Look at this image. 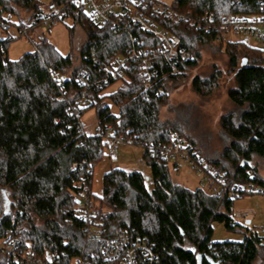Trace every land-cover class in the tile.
I'll return each mask as SVG.
<instances>
[{"label": "trees", "instance_id": "16d2710c", "mask_svg": "<svg viewBox=\"0 0 264 264\" xmlns=\"http://www.w3.org/2000/svg\"><path fill=\"white\" fill-rule=\"evenodd\" d=\"M65 2L54 0L52 4L59 7ZM173 7L194 18L213 15L215 22L208 32L205 27L198 30L189 22L174 23L150 12L161 29L195 60L181 67L184 80H179L161 57L150 54L157 77L149 90L139 61L130 62L124 78L108 83L103 82L102 68L119 56H128L136 45L134 40L144 42L151 53L159 48V39L136 27L127 32L108 26L98 29L87 22L82 9L66 10L68 20L74 23L68 26L71 45L76 27L85 32L77 63L72 54L62 56L45 36L36 44L37 50L17 62L7 57L14 40L0 41V239L11 234L38 255L47 251L57 254L60 264H71L77 258L90 264H109L103 259L101 244L87 241L83 224L74 216L77 194L88 188L106 234L124 231L132 240L148 238L160 264H264V238L258 233L248 230L240 243L211 240L214 223L230 230L238 226L233 217L236 200L175 185L169 164L161 158L172 137L179 135L218 174L240 184L264 187L260 172L264 167V52L240 42L216 43L219 29L230 19L264 16V0H175ZM43 9V0H0V17L16 16L19 27ZM205 51L225 55L235 79V87L228 91L234 110L220 122L227 145L218 154L204 153L187 134V117L166 122L160 118L161 110L171 106V93L187 82ZM82 71L90 74V89L77 84ZM54 75L65 84L55 81ZM221 76V71L214 70L206 78L197 77L192 89L207 99L219 88ZM118 82L121 86L106 94ZM81 99L90 105L72 113ZM109 103L117 108V114ZM90 110L96 111L101 135L85 132L82 119ZM171 111L178 114L177 109ZM108 125L115 130L111 138L123 135L127 144L144 150L152 190L142 174L112 170L104 176L103 197H94V169L108 149ZM4 189L11 192L9 211L4 208ZM0 264L14 263L0 257Z\"/></svg>", "mask_w": 264, "mask_h": 264}, {"label": "built area", "instance_id": "2783aa9c", "mask_svg": "<svg viewBox=\"0 0 264 264\" xmlns=\"http://www.w3.org/2000/svg\"><path fill=\"white\" fill-rule=\"evenodd\" d=\"M54 0H43L45 9L37 13L23 27H19L20 20L16 16L6 14L0 17V29L8 32L11 28H16L22 38H31V35L37 34L40 29L54 30L64 21L68 20L66 16L67 8L82 9L87 18V22L98 29L111 27L116 31H126L130 27H136L139 30L157 37L160 46L157 51L149 53L145 50L144 42L134 40L136 45L128 56H119L109 64L103 66L105 77L104 83L125 77L131 61H139L141 64V75L145 79L146 90L151 89L152 82L157 77V69L151 58L161 57L170 69V73L184 80L181 67L195 60L194 55L185 48L180 47L170 33L153 20L151 13L163 16L174 23L189 22L191 26L198 30L206 28L210 32L215 22L213 15H206L194 18L192 14H181L177 12L172 0L171 3L161 2L159 0H66L59 7L54 6ZM15 18V19H14ZM15 20V21H14ZM17 20V21H16ZM207 25V26H205ZM264 28V16L238 17L229 20V23L221 27L220 35L216 38V43H237L229 38L244 34L251 35L264 46V35L257 27ZM43 36V35H42ZM15 38L9 36L0 41H10ZM35 50L37 47L35 45ZM7 61H4V65ZM54 80L64 85L65 82L54 75ZM77 84L80 87L90 89V74L82 71L77 75ZM164 93L160 90L159 95ZM90 103L86 99L75 102L73 111L79 113L80 109L86 108ZM114 127H106V138L108 140V149L110 153H115L118 149L127 144L125 136L120 135L111 138L114 135ZM101 135V131L96 132ZM162 159L167 161L175 171L181 170V164L188 165L198 176L202 177V183L206 184V190L216 196L225 195L232 200H237L241 196L264 194L261 187L253 183L240 184L233 178L218 174L216 170L207 165L193 151L188 141L179 135H174L168 146L162 151ZM254 176V171L249 172ZM74 216L83 224V232L89 242L101 244V252L105 262L109 264H160L154 247L148 238H138L132 240L128 233L119 231L114 235H107L106 229L98 219V207L93 198L89 196V189L85 188L77 194V206L74 210ZM0 257H6L14 264H60L59 256L53 252H45L41 255L36 254L29 246H24L22 242L9 234L6 238L0 239ZM71 264H90L83 259L77 258Z\"/></svg>", "mask_w": 264, "mask_h": 264}, {"label": "rangeland", "instance_id": "374dc122", "mask_svg": "<svg viewBox=\"0 0 264 264\" xmlns=\"http://www.w3.org/2000/svg\"><path fill=\"white\" fill-rule=\"evenodd\" d=\"M165 3H171L172 0H159ZM24 21L28 20L26 14L22 15ZM15 19V18H14ZM15 21V20H14ZM17 21V20H16ZM71 20H66L54 30L40 29L37 34L31 35V38H21L16 28H11L8 32L0 29V39L9 36L15 38L8 49V59L11 62L19 61L24 55L35 51V45L40 38L45 36L59 51L66 57L73 55L74 62H78V53L85 43V32L81 27H76L74 44L71 45L69 27H73ZM264 35V28L257 27ZM246 44L248 47L255 48L264 52V46L251 35L240 34L229 38ZM214 70L222 73L220 86L215 93L207 98H200L192 89V82L195 78H206L212 74ZM121 86V82L110 87L106 94H111ZM235 87V79L231 73L228 58L223 54H215L205 51L202 61L198 67L190 73L189 79L179 88L175 89L170 95V107L163 108L160 118L163 122L175 121L187 117V134L194 137L199 148L204 153H221L227 145L221 132V118L234 110L233 105L228 99V91ZM113 113L117 114L118 110L109 103ZM172 108L177 109L178 114H172ZM85 132L88 135H95L98 131V120L96 111L90 110L82 119ZM256 164V163H255ZM181 170L175 171L170 166V176L175 185L184 187L191 191L197 189L206 190V184L202 183V177L196 175L186 164H181ZM112 170H122L126 172L140 173L145 177L146 186L149 190L154 187L151 168L144 160V150L141 147L125 144L121 146L117 152L110 153L109 149L105 150L104 158L95 166L92 194L96 198L103 197L104 192V176ZM261 176L264 179V167H261ZM264 192V187L261 188ZM5 209L9 211V203L12 201L11 192L4 189ZM234 223L238 225L234 230L226 228L224 224L214 223L212 242L224 243L234 242L240 243L245 239L248 232L258 233L264 238V194L246 195L237 199L233 206Z\"/></svg>", "mask_w": 264, "mask_h": 264}, {"label": "water", "instance_id": "95a60500", "mask_svg": "<svg viewBox=\"0 0 264 264\" xmlns=\"http://www.w3.org/2000/svg\"><path fill=\"white\" fill-rule=\"evenodd\" d=\"M247 64V62L246 61H244V63H243V66H245ZM253 181H254V179H253Z\"/></svg>", "mask_w": 264, "mask_h": 264}]
</instances>
